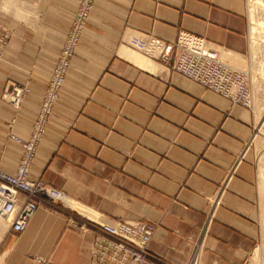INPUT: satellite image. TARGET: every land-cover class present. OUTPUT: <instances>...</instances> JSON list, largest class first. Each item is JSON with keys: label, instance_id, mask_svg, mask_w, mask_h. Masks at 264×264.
I'll return each instance as SVG.
<instances>
[{"label": "crops", "instance_id": "crops-1", "mask_svg": "<svg viewBox=\"0 0 264 264\" xmlns=\"http://www.w3.org/2000/svg\"><path fill=\"white\" fill-rule=\"evenodd\" d=\"M79 2L0 0L12 31L0 62V164L7 171L21 155L8 133L29 135ZM132 29L170 41L187 31L229 63L249 62L246 0H97L32 171L75 205L39 206L20 234L2 220L0 264H97L85 223L115 218L154 223L149 248L172 264H185L196 245L201 264H245L254 250L260 191L248 153L207 216L254 135L255 113L129 48ZM12 82L31 88L18 111L2 100Z\"/></svg>", "mask_w": 264, "mask_h": 264}, {"label": "built area", "instance_id": "built-area-1", "mask_svg": "<svg viewBox=\"0 0 264 264\" xmlns=\"http://www.w3.org/2000/svg\"><path fill=\"white\" fill-rule=\"evenodd\" d=\"M96 1L80 0L44 87L41 105L29 135L19 136L12 129L8 133L7 137L21 146V155L13 172L5 170L0 164V219L10 224V230L14 234L23 233L27 229L39 206L66 210L75 205V201L66 192L49 185L43 178L34 176L32 171L46 127L78 54L82 35ZM4 13V9H0V62L7 55L12 37L10 27L2 20ZM126 45L158 63L164 71L181 74L204 89L228 99L231 107L241 106L255 112V93L250 72L229 63L220 51L208 45L204 37L181 31L174 41H170L153 33L132 29ZM30 92L28 84L12 82L2 93V100L18 111ZM16 121V117L10 120L9 127H14ZM253 137L226 173L217 195L209 201L207 221L229 190L239 164L245 160V155L252 146ZM85 226L94 235L91 254L97 264H172L150 250L149 245L156 231V225L150 221L115 218L85 223ZM2 243L3 236L0 234V249ZM200 258L201 247L196 245L185 264H201Z\"/></svg>", "mask_w": 264, "mask_h": 264}, {"label": "bare ground", "instance_id": "bare-ground-1", "mask_svg": "<svg viewBox=\"0 0 264 264\" xmlns=\"http://www.w3.org/2000/svg\"><path fill=\"white\" fill-rule=\"evenodd\" d=\"M251 3L252 4L250 5L251 6L250 9L251 8L252 9H251L250 12H251V17H252L251 19H253L252 20L253 25H252L251 30H252V33H253L252 36L254 38V41H252V42L260 47L259 51H261V52L257 51L258 49H257L256 45H255V48H254L253 51H254L255 54H256V51H257L256 55L259 54L261 56L260 58H262V60H260V62H262L264 60V16H263V18L257 19L258 16H257V18H256V16L254 17V12H256V10H258V12H261V15L264 14V0H251ZM254 58H256V59H255V65H253L254 66L253 70H255V68L257 66V62H258L259 56H256V57L254 56ZM244 64L245 63L243 62V66H244ZM241 66L239 65V67H241ZM261 66H263V70H262L263 72H260L262 74V75L260 74L261 77L255 75L254 78H253V85H254V90H255V103H257V105L259 106L258 107V114L256 116V120L258 122L259 128H262L260 133H262V131L264 130V106H262L263 105V98H264V62H262ZM237 67H238V65H237ZM256 69H258V68H256ZM259 70H260V68H259ZM256 72L258 74L257 70H256ZM259 136H262V135L259 134ZM257 139H260V138H258V136H257ZM262 152H264V150ZM260 158H261V160L264 161V153L261 154ZM263 163L264 162H262L261 166L259 165L260 166V173L259 174L261 176L260 193L259 194H261L260 198H262L263 205H264V164ZM262 208H263L262 209L263 211L261 213V216H262V220H263V224L262 225H263V231H264V206ZM3 226H5L4 222L0 219V229H3L4 228ZM261 258H263V261L261 260ZM260 262H262V264H264V245H263V247L257 249L256 256H255L254 260L251 261L250 264H261Z\"/></svg>", "mask_w": 264, "mask_h": 264}, {"label": "rangeland", "instance_id": "rangeland-1", "mask_svg": "<svg viewBox=\"0 0 264 264\" xmlns=\"http://www.w3.org/2000/svg\"><path fill=\"white\" fill-rule=\"evenodd\" d=\"M246 1H247V16H248V20H249V23H250V30H249V62L247 64H245V66H243V69H246V70H248L250 72V75H251V83H252V87H253V90H254L253 78H254L255 75L261 77L260 76V74H261L260 72H263L262 71L263 70V66H261V64H262V62H264V60L262 62H260V60H262V58H260L261 56L259 54L256 55L257 54V51L258 52H261V51H259V48L260 47L258 45H256L255 43L252 42V41H254V38L252 36L253 33H252V30H251L252 25H253V23H252V20L253 19H251L252 17H251V12H250L251 9H252V8L250 9V7H251L250 5L252 3H251V0H246ZM255 16H256V18L258 16L257 19H259V18H263L264 14L261 15V12H258V10H256V12H254V17ZM255 45H256V47L258 49L257 51L255 50L256 51V54L253 51L254 48H255ZM254 56L255 57L256 56H259V58H260V59L258 58V62H257V66H256V68H258V69L255 68V70H253L254 69L253 68L254 67L253 65H255V59H256V58H254ZM259 68H260V70H259ZM256 70L258 71V74H257ZM254 93H255V90H254ZM262 106H264V98H263V105ZM258 107L259 106L257 105V103H255V112L254 113H255L256 116L258 114ZM261 129L262 128H259L258 122L256 120L255 133H254V137H253V143H252V146H251L249 152H247L248 153L247 154V157L253 162V164L255 165V168H256V180H257V183H258V186H259V191H260V180H261V176L259 174L260 173V166H261L262 162H264L260 158L261 157V154L264 153V152H262L264 150V147H263L264 146V143H263L264 142V134H263L264 133V130L262 131V133H260L261 132ZM259 134H261L262 136H259ZM257 136L260 139H257ZM260 197H261V194H260ZM260 197H259V199H258V201L256 203L255 216H256V218L261 223L262 231H261V235L258 238V242L256 243V246H255L254 250L252 251V253L248 257V260L246 261L245 264H250L251 261H253L254 258H255V256H256L257 249L263 247V245H264V235H263L264 234V231H263V225H262L263 224V220H262V216H261V213L263 211L262 210L263 209L262 207L264 205H263L262 198H260ZM261 260L263 261V258H261ZM260 263L262 264V262H260Z\"/></svg>", "mask_w": 264, "mask_h": 264}]
</instances>
